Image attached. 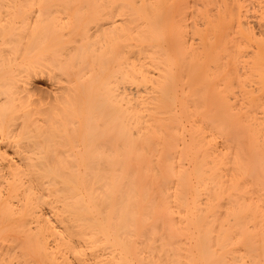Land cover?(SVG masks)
Masks as SVG:
<instances>
[{
  "label": "bare ground",
  "instance_id": "1",
  "mask_svg": "<svg viewBox=\"0 0 264 264\" xmlns=\"http://www.w3.org/2000/svg\"><path fill=\"white\" fill-rule=\"evenodd\" d=\"M0 264H264V0H0Z\"/></svg>",
  "mask_w": 264,
  "mask_h": 264
},
{
  "label": "rangeland",
  "instance_id": "2",
  "mask_svg": "<svg viewBox=\"0 0 264 264\" xmlns=\"http://www.w3.org/2000/svg\"><path fill=\"white\" fill-rule=\"evenodd\" d=\"M37 78V79H36ZM35 79H34V81H33V85H35V92L37 91L38 93H39V96H46V95H49L51 92H53V89H54V87L53 86H51L52 85V83H53V81L51 82L50 80H48L47 79V77H46V79H45V76H39V77H36ZM41 78V79H40ZM36 83V84H35ZM46 85V86H45ZM49 85V86H48ZM39 88V89H38ZM37 89V90H36ZM48 92V94H46L47 92ZM36 92V93H37ZM46 92V93H45ZM45 95H44V94ZM41 94V95H40ZM38 95V94H37Z\"/></svg>",
  "mask_w": 264,
  "mask_h": 264
}]
</instances>
